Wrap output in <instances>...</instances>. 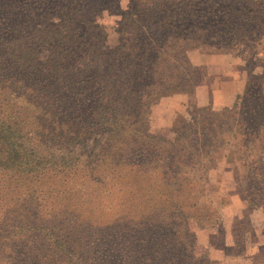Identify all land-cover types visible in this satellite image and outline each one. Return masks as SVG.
<instances>
[{"label": "trees", "instance_id": "trees-1", "mask_svg": "<svg viewBox=\"0 0 264 264\" xmlns=\"http://www.w3.org/2000/svg\"><path fill=\"white\" fill-rule=\"evenodd\" d=\"M104 1L0 0V264H200L190 213L218 151L264 210V0H132L111 28ZM200 49L262 75L233 108L192 105L170 137L152 133L158 101L201 85ZM107 181L150 214L90 225L82 199Z\"/></svg>", "mask_w": 264, "mask_h": 264}, {"label": "rangeland", "instance_id": "rangeland-1", "mask_svg": "<svg viewBox=\"0 0 264 264\" xmlns=\"http://www.w3.org/2000/svg\"><path fill=\"white\" fill-rule=\"evenodd\" d=\"M131 2L132 0H105L101 21L109 28L114 27ZM73 29L74 32L80 31L81 25L77 24ZM112 38L116 40L115 36ZM190 61L204 74L201 85L191 94H176L158 101L151 112L149 126L152 133L170 137V131L175 124L180 123L182 119H189L192 105L210 107L216 112L233 108L238 103V97L245 95L250 78L262 75L261 66L253 68L229 52L209 55L205 50H195L190 53ZM177 97H186L187 100L182 102ZM252 104L251 102V108ZM245 108V111H249L248 107ZM236 167L237 165L224 158L222 151H218L210 173L209 192L201 197V206L191 210L190 214L194 215L195 220L190 221V226L196 234L195 255L200 259V264H264V257L260 256L261 247L264 246V210L259 207L252 209L248 204L250 193H246L249 187L243 179L245 173L241 170L236 177ZM144 180L127 176L122 181H130L137 188L144 189L149 194H141L148 198L157 192H149L148 186L144 188L139 185H148ZM90 186L82 199L86 209L84 211L89 210L97 216L94 219L89 216L85 218L98 230L101 229L95 219L105 223L125 214L126 210H133L137 214L145 213L143 215H149L151 212V206L143 209L138 204L144 200L141 196L137 195L136 199L132 200L135 202H132L114 189L110 181L102 186ZM96 202L100 203V207H96ZM200 215L210 217L197 220ZM161 217L163 221H167L165 216ZM234 220H237L236 238L233 237ZM199 224H203L205 229L199 228ZM150 251L151 249H148V253ZM191 261L188 259L187 262L197 264Z\"/></svg>", "mask_w": 264, "mask_h": 264}, {"label": "crops", "instance_id": "crops-1", "mask_svg": "<svg viewBox=\"0 0 264 264\" xmlns=\"http://www.w3.org/2000/svg\"><path fill=\"white\" fill-rule=\"evenodd\" d=\"M177 98H180L179 101H182V102H186V100H187L186 97H177Z\"/></svg>", "mask_w": 264, "mask_h": 264}]
</instances>
